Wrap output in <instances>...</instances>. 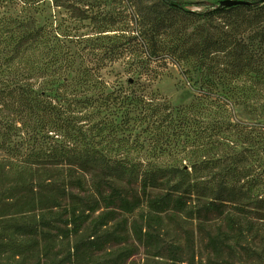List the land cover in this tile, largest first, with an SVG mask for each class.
Segmentation results:
<instances>
[{
    "label": "trees",
    "instance_id": "16d2710c",
    "mask_svg": "<svg viewBox=\"0 0 264 264\" xmlns=\"http://www.w3.org/2000/svg\"><path fill=\"white\" fill-rule=\"evenodd\" d=\"M47 1L103 34L109 62L131 54L127 84L82 69L69 46L82 37L29 14ZM188 1L208 7L185 9ZM221 1L137 0L130 17L118 13L117 22L102 0H0V264H41L39 241L51 232L68 240L87 222L100 230L143 203L137 219H121L89 247L122 243L125 235L117 232L130 231L155 256L165 248L170 264L180 262L192 249L193 231H184V246L165 247L160 232L165 219L183 214L205 233L213 260L224 248L234 250L228 237L264 264V252L242 245L264 219V197L248 180L251 163L240 165L251 160L263 126L236 115L255 88L264 89V0L231 7ZM167 63L193 82L189 104L173 108L141 84L166 74ZM136 128L148 130L153 156L167 152L176 164L131 160L129 131ZM213 217L222 219L214 234L205 225ZM71 249L69 262L84 247L77 242ZM130 255L125 249L99 264Z\"/></svg>",
    "mask_w": 264,
    "mask_h": 264
},
{
    "label": "rangeland",
    "instance_id": "374dc122",
    "mask_svg": "<svg viewBox=\"0 0 264 264\" xmlns=\"http://www.w3.org/2000/svg\"><path fill=\"white\" fill-rule=\"evenodd\" d=\"M69 1L74 2L75 0H65L64 3L67 4ZM102 1H105V8L116 17L117 22L122 21L118 13L127 14L130 17L129 14L132 13L134 8L133 4H137V0H129L128 2L127 0ZM125 3L128 4L126 7L123 6ZM207 7V4L204 5L203 2L200 1H188L185 3V9L196 12L204 11ZM29 14L33 16L39 24H51L58 33H66L70 36L80 35L82 37L80 43L72 42L69 45L72 53L79 56L77 63H80L82 69L85 67L95 69L101 78L109 84L115 82H121L124 85L127 84L126 82L131 78V74L125 72L130 69L131 58L129 57H131V54L127 52L124 56L112 62L106 60L103 51L106 50V46H108L109 43L104 42L106 40L102 39L104 37L102 36L103 34L97 33L95 27L90 24L88 20L79 21L74 19L70 16L69 10L54 6L51 1H47L35 10L29 11ZM128 25L130 28H133V24L129 23V21ZM113 36L114 32H111L110 37ZM162 69L166 74L162 75L160 78H156V80L151 82H147L144 79L140 80L141 84L145 86L146 92L166 100L173 108L189 104L195 94L193 91V82L181 74L180 67L167 63L166 69ZM134 86H136V84H134ZM259 86L262 87L260 84ZM254 91L257 95L249 98L246 101L248 106L240 108L236 111V115L237 118L242 121L263 126V129L260 130L259 134L255 135L259 144L255 150H251V153L249 152L251 160L249 159L248 162L243 161L240 165L250 167L248 163H251L253 167H251L252 172L248 180L255 185V193L260 197H264V89L255 88ZM141 129H144V126ZM141 129L136 128V131H129L131 137L128 138V143L130 145L133 142L131 151L128 154L129 158L133 161L156 162L162 166L176 164L173 162V159L168 156L167 152L161 157L153 156L150 152V147L152 145L149 141L150 136L148 130L146 132ZM129 132L126 131L123 135L126 137ZM137 140L142 144V147L134 145ZM243 148L244 146L238 147L237 150L241 151ZM219 172V169H214L212 173H216V177H219ZM150 191L153 194L157 190ZM144 211H146L145 203L131 215H117L115 219L100 230H96L87 222L82 226L78 234L70 235L68 240L56 236L55 232H51L50 236L47 237V241H39L36 255L41 259V264H69L70 262H73V264H99L100 262L109 261L125 249H131L130 257L119 260L118 264H170L166 258L165 248L161 249V256H155V250L137 242L130 231H128V233L125 231L117 232L125 235V241L122 243L106 242L102 250L89 247L92 241H96L97 239L105 240V233L112 232L116 222L123 218H127L130 222L132 219H137L138 214ZM205 225L206 230L214 234L218 231V227L222 225V219L213 217L212 220L208 221ZM185 230L193 231L192 249L185 248V251L181 255V261L173 262V264H255V262L249 259L247 254L241 250L240 246L233 244L234 241L228 237H226L229 239L227 245H233L234 250L227 251L224 248L221 255L213 260V255L206 245L205 233L198 230L196 220L188 218L183 214H178L176 219H165V225L160 232L162 247H165L167 244L184 246ZM77 242H81V246H83L84 249L82 252L75 254V257H71L69 262L68 253H73L71 248ZM242 245H246L258 252H264V219L255 222L252 234L248 236ZM33 262H35V259L30 260L29 263ZM35 264H37V262Z\"/></svg>",
    "mask_w": 264,
    "mask_h": 264
},
{
    "label": "water",
    "instance_id": "95a60500",
    "mask_svg": "<svg viewBox=\"0 0 264 264\" xmlns=\"http://www.w3.org/2000/svg\"><path fill=\"white\" fill-rule=\"evenodd\" d=\"M220 4L225 7H231L236 5H246L249 4V2L245 0H222Z\"/></svg>",
    "mask_w": 264,
    "mask_h": 264
}]
</instances>
